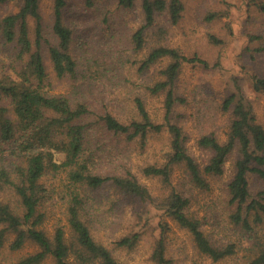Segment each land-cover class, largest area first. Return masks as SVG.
I'll list each match as a JSON object with an SVG mask.
<instances>
[{
	"label": "trees",
	"instance_id": "trees-1",
	"mask_svg": "<svg viewBox=\"0 0 264 264\" xmlns=\"http://www.w3.org/2000/svg\"><path fill=\"white\" fill-rule=\"evenodd\" d=\"M9 1L0 0V7ZM137 1L117 0V3L129 9ZM140 1L145 22L132 33L136 49L143 47L144 32L154 24L158 14L167 11L171 21L178 23L185 8L182 0ZM20 2L18 11L4 16L0 13V36L13 47L10 71L0 76V194H13L18 201L12 205L0 198V249L7 241V234L14 233L11 248L18 249L28 240L38 245L36 251L22 256L16 264H40L48 256L56 264H120L111 249L95 238V220L87 207L86 190L110 185L126 198L150 201L163 209L191 232L199 251L213 261L232 256L244 246L252 253L247 264H264V188L254 194L249 180L250 174L264 180V124L258 120L244 88L237 83L236 90L220 104L221 112L230 116L226 138L221 140L215 131L198 138V145L210 152L209 160L201 166L188 150V136L182 125L173 119L175 107L186 102L176 92L183 63L209 66L207 60L196 55L188 57L176 47H154L140 61L138 70L145 71L163 58L170 59L160 71L162 78L147 87L152 95H163V121L153 120L140 95L133 97L137 117L126 120L109 109L98 112L97 121H92L87 117L94 113L93 104L84 97L55 92L46 64L48 57L58 79L76 80L86 72L80 69L79 58L71 46L74 29L63 18L67 0H53L51 24L44 21L41 0ZM95 3L96 0H86L87 6ZM258 6L264 11V1ZM206 16L215 18L217 12ZM109 19L108 13L103 20ZM260 37L261 34L251 35L252 40ZM210 38L222 43L214 34ZM255 50L264 51V44ZM251 85L255 91L264 92V74L252 73ZM97 123H101L102 129L93 132ZM163 130L171 134L165 159L142 167L143 174L156 177L169 188L159 202L131 168L107 174L94 169L99 150L90 143L94 139V144L101 146L96 134L123 136L126 142L138 139L141 147H145L150 133ZM235 150L240 154L228 183V193L234 205L230 218L236 228H241L240 237L217 244L206 235L200 219L188 213L190 198L172 186L171 178L175 165L184 163L191 182L209 188L205 174H223L226 161ZM50 174L61 175L66 216L65 222H56L52 234L44 227L48 215L46 204L56 190L54 185L49 188L46 184L45 177ZM166 228L162 225V236L153 252L158 264L169 262L163 236ZM141 236V232L134 231L117 239L115 244L134 248Z\"/></svg>",
	"mask_w": 264,
	"mask_h": 264
},
{
	"label": "rangeland",
	"instance_id": "rangeland-1",
	"mask_svg": "<svg viewBox=\"0 0 264 264\" xmlns=\"http://www.w3.org/2000/svg\"><path fill=\"white\" fill-rule=\"evenodd\" d=\"M182 1L185 8L179 22L173 23L167 11L158 14L154 24L144 32L143 47L136 49L131 36L145 22L140 0L129 9L119 7L117 0H96L93 6H87L86 0H67L63 18L74 29L71 46L79 58L80 69L86 72L76 80L58 79L48 57L46 64L55 92L84 97L93 104L94 113L87 119L97 121L98 112L110 109L131 120L137 117L133 97L140 95L153 120L161 122L163 95H152L147 87L162 78L160 71L170 59L163 58L145 71L138 70L140 61L158 45L176 47L188 57L196 55L207 60L209 66L183 63L176 92L186 98V102L175 107L173 119L182 125L188 136V150L202 166L209 160L210 152L198 145V138L212 131L221 140L226 138L230 116L222 113L219 107L223 99L236 90L237 83L244 88L258 120L264 124V92L255 91L251 85L252 73L264 74V51L255 50L264 44V11L258 6L264 0ZM20 5V0H11L0 7V13L4 16L16 12ZM213 11L217 16L207 18L206 15ZM41 13L46 24H51L53 0H41ZM108 13L110 19L106 22L103 19ZM213 34L221 38L222 43L213 42L210 38ZM254 34H261V37L252 40ZM12 54L13 47L0 36V76L10 71ZM100 98L104 100L97 102ZM99 124L93 132L102 129ZM96 135L101 146H96L94 139L90 143L99 150L96 171L107 174L131 168L158 202L167 194L169 188L161 180L142 173L144 165L161 163L165 159L171 143L167 130L150 133L145 147H141L138 139L126 142L123 136H108L106 132ZM239 154L235 150L229 155L223 174H205L209 188L192 183L184 163L176 164L173 169L172 186L189 196L188 213L200 219L213 243L222 244L240 237L241 228H236L230 218L234 205L228 193V183L235 173ZM45 180L49 188L54 185L56 189L46 204L48 215L44 226L52 234L58 220L66 221L63 182L61 175L50 174ZM249 180L254 194L264 188V180L256 175L250 174ZM86 192L88 211L95 220V238L111 249L120 264H158L153 252L162 236V225L167 227L163 234L167 264H247L252 256L249 247L241 246L236 254L213 261L199 251L189 230L152 202L126 198L110 185ZM0 195L12 205L18 202L13 194ZM134 231L142 233L134 248L116 246L117 239ZM14 236V233L7 234V241L0 249V264H16L22 256L38 249L30 240L18 249L11 248ZM40 264L56 263L48 256Z\"/></svg>",
	"mask_w": 264,
	"mask_h": 264
}]
</instances>
